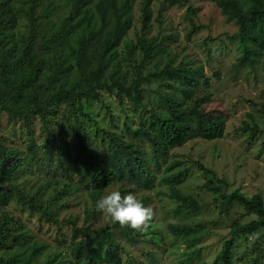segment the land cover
I'll return each instance as SVG.
<instances>
[{
	"label": "rangeland",
	"instance_id": "rangeland-1",
	"mask_svg": "<svg viewBox=\"0 0 264 264\" xmlns=\"http://www.w3.org/2000/svg\"><path fill=\"white\" fill-rule=\"evenodd\" d=\"M141 2L136 0L134 4L132 26L117 45L105 79L110 81V73L114 72L130 82L136 71L134 61L128 58L127 44L137 42L140 34L147 39L156 38L163 42L165 50L145 62L144 74L163 68L169 61L175 66H201L203 75L199 76V84L186 107L219 119L225 130L222 138L212 141L194 133L191 139L170 149L159 166L149 163L157 175L150 188L144 189L122 179L103 190L102 194L114 188L122 194L133 192L153 210L142 231L120 224L111 225L113 238L120 245L119 264H182L181 260L186 257L183 253L189 252L190 255L197 249L201 251L187 264H208L230 236L233 225L247 223L256 215L247 213L237 202L227 204L205 184L220 179L227 184L228 194L239 188L249 196L260 193L264 198V118L261 112L264 104V51L251 52L256 46L245 36L230 38L238 30V24L222 13L217 0H189L195 11L192 15L195 24L205 26L197 32L186 18L188 5L169 6L162 0H153L151 22L142 32ZM10 3L15 8L17 21L4 44L5 48L11 49L7 58L20 59L29 38L26 15L29 2L10 0ZM72 5L73 0H41L36 9L35 50L41 68L38 84L49 85V76L53 72H56L59 83L72 84L82 80L72 55L77 35L72 31L73 23L67 21ZM105 35L103 33L87 46L86 69L96 64ZM245 55L251 57L253 63L236 68L238 59ZM57 58H61V70L55 71ZM135 59H142L140 47L136 49ZM207 78L208 84L205 83ZM167 82L163 85L156 78L140 82L144 92L139 105L128 97L120 100L115 91L106 90H100L101 101L86 98L78 101L84 113L95 121L70 105L53 104L43 110L42 116L31 115L27 124L23 118L11 117L0 107V158L3 150L20 159V166L6 181L13 194L11 200L7 205L0 204V224L4 219L9 222L3 227L6 241L0 242V256L17 254L30 260L28 264H84L83 259L77 260L73 256V246L78 238H82L81 235L72 236L73 225L80 228L85 224L95 237L99 228L110 220L95 209L97 213L85 221L87 210L94 211V208L83 187L82 172L74 164L81 150L78 134L84 143L102 156L107 154L111 139L98 128L141 145L149 155L152 152L150 143L126 134L124 124L127 122L134 128L147 126L154 112L163 111L164 102L159 91L172 93L174 89L169 83L178 85L176 79L167 78ZM183 119L195 123L194 116L185 115ZM255 122L260 124L261 130L252 139L246 123L253 125ZM30 131L33 132L35 149L30 148ZM198 162L214 170L218 179L202 171ZM171 164L175 167L168 169ZM176 171L184 174L176 184L178 189L193 196L199 204V209L194 212L178 210L179 201L160 194L170 191L160 174ZM18 190L26 197H36L41 205H49L51 220L40 211L32 210L19 198ZM172 223H199L203 226L194 234L174 240L168 230ZM125 233L134 236L135 241L128 240ZM95 244L96 250L102 247ZM263 247L264 240L259 232L238 236L233 264H251L258 258L257 250ZM98 263L114 264L104 256L99 257ZM259 264H264V260Z\"/></svg>",
	"mask_w": 264,
	"mask_h": 264
},
{
	"label": "trees",
	"instance_id": "trees-1",
	"mask_svg": "<svg viewBox=\"0 0 264 264\" xmlns=\"http://www.w3.org/2000/svg\"><path fill=\"white\" fill-rule=\"evenodd\" d=\"M41 0H28L26 15L29 19V38L23 50L22 58H7L11 49L5 48L4 41L11 35L10 30L17 21L16 11L10 0H0V107L6 110L11 117L19 116L30 123L31 115H43V110L53 104L70 105L84 117L95 121L84 113L81 105L77 102L83 98L101 101L100 90L108 92L115 91L116 96L123 100L128 97L131 101L139 105L142 103L144 88L140 82L150 78L160 79L163 85H167V78L176 79L177 84H172V93L159 91V95L164 102V110L154 112L147 126L132 127L125 122V132L137 139L147 140L152 152L146 155L144 148L130 140H122L117 133L98 128L111 139L106 155H100L96 150L82 141L78 134L80 153L75 158L74 164L81 170L83 187L87 190L94 211L86 212L85 221L96 212L95 201L102 195L103 190L113 182L122 179L141 188H150L154 184L157 175L150 169L149 163L159 166L161 160L170 149L182 145L197 133L205 140H217L224 135L222 122L196 108H187L186 105L195 93L199 84V76L203 75L201 66H175L171 61L167 62L163 68H157L144 74L143 66L148 59L156 57L165 50L163 42L156 38L147 39L144 34H140L137 42L127 44L128 58L134 61L136 71L135 77L128 82L126 78H120L116 73H110V81L105 79V73L109 62L116 51L117 45L121 43L122 37L126 34L133 23V7L136 0H73L72 10L67 21L73 23L72 31L77 35V45L72 48V55L75 59V67L82 76L81 81L72 84L60 82L56 72L50 74L49 85L38 84L37 78L40 73V66L35 50L36 43V9ZM169 6L188 5L186 18L193 26V31L197 32L204 28L203 25H196L192 19L195 11L189 0H162ZM153 0H142L141 20L142 32L148 28L152 19ZM221 11L230 20H235L238 30L230 36L231 39L247 37L256 48L251 52L258 54L264 51V0H217ZM99 22V23H98ZM105 33L102 40L100 55L96 58V64L86 69L84 56L87 46L94 43L97 38ZM142 50V59H135L136 49ZM61 58H57L55 71L61 70ZM252 64L251 57L245 55L238 59L235 64L239 68L242 64ZM219 75V74H217ZM209 79H205L208 84ZM181 93V95H179ZM12 103V105H11ZM77 105V106H76ZM111 111L110 109L107 110ZM261 112L264 118V104ZM185 115L195 117V123L191 124L183 118ZM113 116V115H112ZM253 119V118H252ZM30 128V127H29ZM246 128L251 130V137L254 139L261 130L260 124L253 125L246 123ZM31 149H35L33 132H29ZM64 153V149L61 150ZM20 166L19 157H15L9 152L2 150L0 158V204H9L12 191L8 188L6 181L13 175V172ZM175 164L169 165L168 169H173ZM198 167L205 173H210L218 179L217 173L198 162ZM182 171L167 172L160 174V179L169 185V192L160 194L177 200L181 204L178 210L196 211L199 209L197 200L191 195L183 194L177 183L183 177ZM205 187L219 194L225 199L227 204L234 202L242 205L247 213L255 214L256 218L247 223H238L231 228V234L222 244L221 250L215 258L208 264H233L234 244L238 236H246L259 232L264 240V198L260 193L247 195L239 188L231 194L227 193V184L222 180L210 181ZM18 196L31 207L32 210L40 211L47 220H51L52 215L48 213L49 205H41L34 197H26L21 191H17ZM0 224V242H5L3 227L8 225L7 219ZM74 223V222H73ZM119 223H109L99 228L94 237L88 226L85 224L78 228L73 225L72 236L78 238L73 246V256L75 259L84 260V264H99L100 256H104L110 263L119 264L120 245L113 238L111 225ZM203 225L199 223H172L168 225L170 235L174 240H178L189 234H194ZM23 234V233H22ZM21 234V235H22ZM18 237L17 235H15ZM125 237L130 241H135L134 236L125 233ZM95 243H99L101 248H94ZM201 250L185 252L182 264L189 263L193 256ZM34 252V251H32ZM258 258L251 264H259L264 260V247L257 250ZM30 260H25L15 254L8 257L0 256V264H28Z\"/></svg>",
	"mask_w": 264,
	"mask_h": 264
},
{
	"label": "clouds",
	"instance_id": "clouds-1",
	"mask_svg": "<svg viewBox=\"0 0 264 264\" xmlns=\"http://www.w3.org/2000/svg\"><path fill=\"white\" fill-rule=\"evenodd\" d=\"M95 208L112 223L141 231L153 215V210L133 192L122 194L118 188L99 196L95 201Z\"/></svg>",
	"mask_w": 264,
	"mask_h": 264
}]
</instances>
